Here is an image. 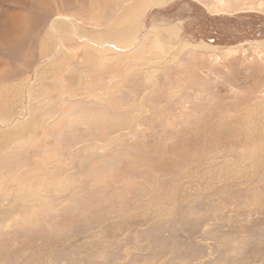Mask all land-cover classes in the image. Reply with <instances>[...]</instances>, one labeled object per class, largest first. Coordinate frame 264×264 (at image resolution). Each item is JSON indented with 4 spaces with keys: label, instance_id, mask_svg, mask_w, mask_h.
<instances>
[{
    "label": "rangeland",
    "instance_id": "obj_1",
    "mask_svg": "<svg viewBox=\"0 0 264 264\" xmlns=\"http://www.w3.org/2000/svg\"><path fill=\"white\" fill-rule=\"evenodd\" d=\"M0 264H264V0H0Z\"/></svg>",
    "mask_w": 264,
    "mask_h": 264
},
{
    "label": "bare ground",
    "instance_id": "obj_2",
    "mask_svg": "<svg viewBox=\"0 0 264 264\" xmlns=\"http://www.w3.org/2000/svg\"><path fill=\"white\" fill-rule=\"evenodd\" d=\"M1 125V124H0Z\"/></svg>",
    "mask_w": 264,
    "mask_h": 264
}]
</instances>
